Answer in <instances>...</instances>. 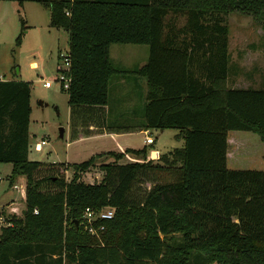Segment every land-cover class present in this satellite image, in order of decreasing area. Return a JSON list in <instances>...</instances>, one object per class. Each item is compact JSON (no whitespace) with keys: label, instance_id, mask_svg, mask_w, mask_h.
Masks as SVG:
<instances>
[{"label":"trees","instance_id":"1","mask_svg":"<svg viewBox=\"0 0 264 264\" xmlns=\"http://www.w3.org/2000/svg\"><path fill=\"white\" fill-rule=\"evenodd\" d=\"M5 1L39 3L49 27L66 32L69 139L128 130L107 124L104 106L118 72L108 47L129 43L148 50L138 72L147 87L143 128L176 129L182 146L159 163L143 148L127 149L141 161L123 164L122 153L107 152L100 180L83 182L100 155L70 165L28 160L30 84L0 80V163L10 164L11 180L24 177L22 214L0 227V264H264V166L225 164L227 131L264 143V81L226 88L224 23L228 12L264 14V0ZM87 207L113 209L97 237L77 225Z\"/></svg>","mask_w":264,"mask_h":264},{"label":"rangeland","instance_id":"2","mask_svg":"<svg viewBox=\"0 0 264 264\" xmlns=\"http://www.w3.org/2000/svg\"><path fill=\"white\" fill-rule=\"evenodd\" d=\"M23 20L24 29L21 28ZM227 27L228 66L226 85L228 88H241L242 86H257L264 75V14L259 16L228 12L224 15ZM175 24L180 26L181 19ZM16 37L19 42L16 43ZM67 51V35L61 28L48 25V10L34 1H5L0 0V78L2 80H24L30 84V114L27 124V159L31 161L62 162L65 155L67 120V96L60 89L56 77V66H61V58ZM148 50L144 44L112 43L109 45V57L113 67L135 68L147 59ZM114 76V75H113ZM112 76V77H113ZM115 77L108 89V104L110 114L105 117L107 124L128 125V113L134 109L139 114L142 106L141 89L143 78L140 76H127L119 86H112ZM44 81H50L49 87H43ZM235 82V84H234ZM141 86V88H140ZM244 88V87H242ZM144 90V89H143ZM143 92V91H142ZM64 129L62 138H58V128ZM175 129H149V136L154 143L147 146L148 151L157 149L165 153L181 145L182 141L176 139ZM239 142H236L235 139ZM228 169H263L264 144L258 136L249 131L232 130L227 132ZM44 141L40 151L35 150V144ZM71 151L79 152V144L68 146ZM80 153V152H79ZM76 154L71 159L82 162L88 158L87 151ZM156 154L147 160L159 163ZM133 161L137 160L134 156ZM112 155L102 153L84 173L80 180L83 182H98L102 171V161H111ZM126 157L119 158V163L127 162ZM131 161V160H128ZM69 168V167H68ZM67 168V169H68ZM70 169V168H69ZM64 173L68 180L71 169ZM11 166L9 163H0V211L3 226L8 225L6 219L10 216L19 217L24 209L22 192L24 177L16 176L10 179ZM19 184L22 185L19 187ZM15 185V188L12 186ZM147 182L140 185V189L148 187ZM22 187V188H21ZM12 200V201H11ZM11 202V204H9ZM81 215H79V221ZM66 227L68 221L63 222ZM80 226V222L77 223ZM81 228V227H80ZM82 230V228H81ZM98 236V235H97ZM96 236V237H97Z\"/></svg>","mask_w":264,"mask_h":264},{"label":"crops","instance_id":"3","mask_svg":"<svg viewBox=\"0 0 264 264\" xmlns=\"http://www.w3.org/2000/svg\"><path fill=\"white\" fill-rule=\"evenodd\" d=\"M108 58L110 60L109 47H108ZM145 62H142L139 65H136L135 68H122V70H124V71H122L124 74H122V73L121 74H115V73H119L121 71L118 69V72H115L113 74L114 76L112 75L113 77H115L113 84H112V86L114 88H115V86H119L118 84H120V82L123 83L124 78H127V76L135 75V76H140L141 78H143L142 79L143 80L142 81L143 86L141 89L143 91V92L141 91V93H142L141 95H142V99H143V100H141L142 106L140 108L139 114H136L134 109L129 111L128 118H127L129 123H128V125H125V127H128V130L123 131V132L90 134L88 136H80L76 139L71 140L68 137V135H69V129H68L69 128L68 127L69 113H68V109H67V116H66L67 120H66L65 132H66V136L68 138V141L65 143V155H64V160H63L64 164L70 165V164L78 163V162H74V160H72L71 158L73 156H75L76 154H78L79 152L83 153L84 151H87L88 158L90 156H93V155H101L102 153L105 154L107 152L122 153L123 157L124 158L126 157L125 160L127 161V162H123V163L134 162L133 158H132L133 156L137 159L135 161H141V158L139 156H135L129 152H125L127 149L139 150V149L143 148L145 160H147V158H151L153 156V154H154V156L156 154H162V153L158 152L157 149L148 151L147 146L152 145L154 143L152 138H151L152 139L151 143H149V144L144 143V138L146 136H149L148 135L149 129H145L142 126V107H143L144 102H145V94L147 91V87H146V82H145L144 77L138 72H139V69L145 64ZM112 76L110 77L109 82H108V89L110 87V82L113 78ZM0 80H2V79L0 78ZM11 80H16V79H11ZM263 81H264V76L261 77L257 86H247L246 85V86H242L244 88L241 87V88H233V89H247V88H249V89H261L263 87ZM234 84H235V82H234ZM225 86H226V88H228L226 85V81H225ZM140 88H141V86H140ZM107 94H108V90H107ZM29 105H30V99H29ZM30 109H31V106H30ZM104 109H105V117H107L108 116L107 114H110V107H109L108 103H107V105L104 106ZM162 130H159V133H162ZM227 132H226V146L227 147H226V155H225V164H226V161L228 159L227 148H228L229 140L227 139ZM177 133H178V130H176L174 137H176V139H180L182 141L181 137L176 136ZM63 134H64V129H63ZM235 141L239 142V140L237 138L235 139ZM73 144H79V149H78L79 152L71 151V153L69 155V150L67 148H68V146L73 145ZM181 146H182V143L180 146L174 147V148H180ZM40 148H41V146H40ZM40 150L41 149H38L36 151H40ZM263 154H264V152H263ZM262 158H263V156H262ZM128 160H131V161H128ZM117 163H119V159L117 160ZM263 164H264V161H263ZM68 169L65 171V173H67ZM88 183H92V182H88ZM20 186H22V185L19 184V187ZM12 188H15V185H13ZM21 198L23 200V192H22ZM9 204H11V202H9ZM1 213H2V211H0V215H1Z\"/></svg>","mask_w":264,"mask_h":264},{"label":"built area","instance_id":"4","mask_svg":"<svg viewBox=\"0 0 264 264\" xmlns=\"http://www.w3.org/2000/svg\"><path fill=\"white\" fill-rule=\"evenodd\" d=\"M61 58V66H56V72L58 76L55 78L58 81L60 88L65 89L68 85L69 77L67 74L69 59L67 51L63 55H58ZM43 87H49L50 81H44L42 83ZM152 139L149 136L144 138V143H151ZM44 145V141L40 140L35 144V149L38 150L40 146ZM36 211L33 210V213ZM113 215V209L111 207H104L100 210H92L90 208H84L81 214L80 227L82 231L88 233L89 235L97 236L99 232L103 230V225L99 223L100 221L108 220ZM3 219L0 216V227L3 226Z\"/></svg>","mask_w":264,"mask_h":264},{"label":"water","instance_id":"5","mask_svg":"<svg viewBox=\"0 0 264 264\" xmlns=\"http://www.w3.org/2000/svg\"><path fill=\"white\" fill-rule=\"evenodd\" d=\"M58 138H62V135H63V129L61 127L58 128ZM75 225H76V222H75Z\"/></svg>","mask_w":264,"mask_h":264}]
</instances>
